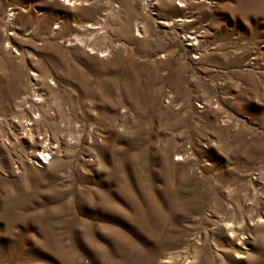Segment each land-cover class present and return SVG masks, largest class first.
Returning <instances> with one entry per match:
<instances>
[{
    "label": "rangeland",
    "instance_id": "1",
    "mask_svg": "<svg viewBox=\"0 0 264 264\" xmlns=\"http://www.w3.org/2000/svg\"><path fill=\"white\" fill-rule=\"evenodd\" d=\"M148 1L0 0V264H264V0Z\"/></svg>",
    "mask_w": 264,
    "mask_h": 264
},
{
    "label": "bare ground",
    "instance_id": "2",
    "mask_svg": "<svg viewBox=\"0 0 264 264\" xmlns=\"http://www.w3.org/2000/svg\"><path fill=\"white\" fill-rule=\"evenodd\" d=\"M61 1H63V2H65V3H67L68 5L69 4H76V2L78 1V0H61ZM81 1V0H80ZM88 2H90V3H87V2H85L86 4H85V6H92V0H87ZM80 4V3H79ZM146 4H148V5H151V4H153V3H149V1L148 0H146ZM23 10V9H22ZM21 10V11H22ZM90 10H92V8H89V11ZM110 10H112V9H110ZM14 13V12H13ZM114 13V12H113ZM106 15L108 14H111L112 15V13H111V11L110 12H107V13H105ZM115 14V13H114ZM14 15V14H13ZM9 16V18H8V20L9 21H11V22H13V20L11 19V17H12V15L11 14H9L8 15ZM7 20V21H8ZM106 20V19H105ZM104 20V21H105ZM15 21V20H14ZM177 22H182V19H179V20H177V21H175V22H173L171 25L172 26H176L177 24ZM62 23V22H61ZM103 24V23H102ZM165 25H167V26H170V24H169V22H165L164 23ZM60 25V24H59ZM101 26H103V25H96V26H94L93 24H90V25H86V27L84 28L86 31H92V30H98L99 28H101ZM56 29V28H55ZM31 80H32V82H34L32 85H37L35 82L36 81H38V79L36 80L35 78L33 79V78H31ZM33 87H35V86H33ZM37 89V88H36ZM36 89H34V90H36ZM33 89H32V93H34L33 95H35V94H37L36 93V91H34ZM35 96H37V95H35ZM39 96V95H38ZM41 99V98H40ZM42 102V101H41ZM29 103V102H28ZM38 104H39V102L38 103H32V104H30V106L31 105H33L35 108H38V107H40V106H38ZM41 104V103H40ZM49 117H50V115H49ZM50 118H52V117H50ZM52 120H53V123H55V124H57V125H59L58 123H57V119H53L52 118ZM61 124V123H60ZM28 125H30V126H33V123H29ZM50 144V143H49ZM38 147H42V144H40ZM42 149H44V150H47V148H42ZM42 149L41 150H39V152H41L42 151ZM51 151H54L52 148H51ZM43 157V156H42ZM39 158H41V157H39ZM42 159V158H41ZM46 159H48V157L46 156ZM46 159H42L43 160V162H45L44 160H46ZM42 160H41V162H42ZM188 264V263H187Z\"/></svg>",
    "mask_w": 264,
    "mask_h": 264
},
{
    "label": "built area",
    "instance_id": "3",
    "mask_svg": "<svg viewBox=\"0 0 264 264\" xmlns=\"http://www.w3.org/2000/svg\"><path fill=\"white\" fill-rule=\"evenodd\" d=\"M42 159H43V158H42ZM42 159H41V160H42ZM42 161H43V160H42ZM44 161H45V160H44Z\"/></svg>",
    "mask_w": 264,
    "mask_h": 264
}]
</instances>
